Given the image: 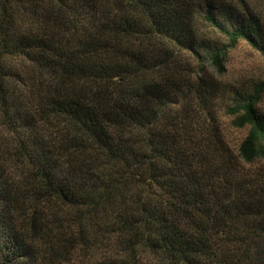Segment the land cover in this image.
<instances>
[{
    "label": "trees",
    "instance_id": "1",
    "mask_svg": "<svg viewBox=\"0 0 264 264\" xmlns=\"http://www.w3.org/2000/svg\"><path fill=\"white\" fill-rule=\"evenodd\" d=\"M241 43L264 0H0V264H264V77H217Z\"/></svg>",
    "mask_w": 264,
    "mask_h": 264
},
{
    "label": "rangeland",
    "instance_id": "2",
    "mask_svg": "<svg viewBox=\"0 0 264 264\" xmlns=\"http://www.w3.org/2000/svg\"><path fill=\"white\" fill-rule=\"evenodd\" d=\"M222 75L216 74L226 85L227 92L234 89L251 87L264 77V54L256 52L245 44H239L231 50L224 67ZM228 103V102H227ZM224 104H226L224 100ZM264 112V98L260 104ZM225 138L229 146L237 148L246 131L237 129L231 125L230 119H222Z\"/></svg>",
    "mask_w": 264,
    "mask_h": 264
}]
</instances>
